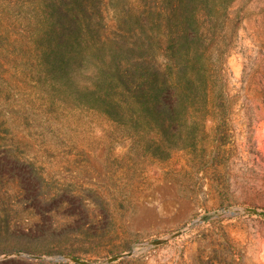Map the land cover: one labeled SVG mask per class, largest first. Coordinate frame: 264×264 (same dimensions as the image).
<instances>
[{
  "label": "rangeland",
  "instance_id": "obj_1",
  "mask_svg": "<svg viewBox=\"0 0 264 264\" xmlns=\"http://www.w3.org/2000/svg\"><path fill=\"white\" fill-rule=\"evenodd\" d=\"M232 9L218 104L204 126H186L193 140L164 141L48 90L28 61L34 8L0 0V257L264 264V215L245 210H264V0Z\"/></svg>",
  "mask_w": 264,
  "mask_h": 264
},
{
  "label": "trees",
  "instance_id": "obj_2",
  "mask_svg": "<svg viewBox=\"0 0 264 264\" xmlns=\"http://www.w3.org/2000/svg\"><path fill=\"white\" fill-rule=\"evenodd\" d=\"M11 1L36 13L35 58L28 59L35 75L75 107L151 126L165 141L193 140L197 133H184L186 126H204L219 102L240 23L236 0Z\"/></svg>",
  "mask_w": 264,
  "mask_h": 264
},
{
  "label": "water",
  "instance_id": "obj_3",
  "mask_svg": "<svg viewBox=\"0 0 264 264\" xmlns=\"http://www.w3.org/2000/svg\"><path fill=\"white\" fill-rule=\"evenodd\" d=\"M245 210L264 215V210H259V209L255 208V207H249V208H247ZM178 234H179V232H175V233L171 234L170 237H175ZM164 241H165V239L157 238V239H153L151 241H148L146 243H143L142 245L143 246L159 245V244L163 243ZM132 253H133V249H130L127 252H123V253H118V254L112 255V256L106 258L103 262L104 263H110V262H113V261H115V260H117V259H119L121 257L130 256ZM16 255L17 256L27 257V258H30V259H36V260L61 261V260L70 259L71 261H73L75 263H79V264H93L92 262H89L87 260H84V259L79 258L77 256H72V255H59V256H55V257H46V256L41 255V254L23 253V252H17ZM8 256H10V253L6 254L3 257H0V260L1 259H6V258H8Z\"/></svg>",
  "mask_w": 264,
  "mask_h": 264
}]
</instances>
